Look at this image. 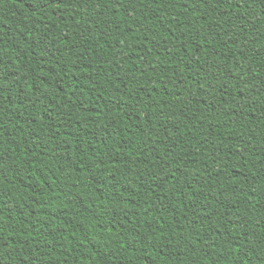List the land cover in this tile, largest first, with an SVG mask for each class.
I'll return each mask as SVG.
<instances>
[{
	"label": "trees",
	"instance_id": "trees-1",
	"mask_svg": "<svg viewBox=\"0 0 264 264\" xmlns=\"http://www.w3.org/2000/svg\"><path fill=\"white\" fill-rule=\"evenodd\" d=\"M0 264H264V0H0Z\"/></svg>",
	"mask_w": 264,
	"mask_h": 264
}]
</instances>
